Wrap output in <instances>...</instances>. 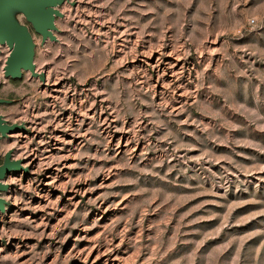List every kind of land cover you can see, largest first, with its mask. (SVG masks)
<instances>
[{
	"label": "rangeland",
	"instance_id": "1",
	"mask_svg": "<svg viewBox=\"0 0 264 264\" xmlns=\"http://www.w3.org/2000/svg\"><path fill=\"white\" fill-rule=\"evenodd\" d=\"M59 9L47 85L0 46V264H264V0Z\"/></svg>",
	"mask_w": 264,
	"mask_h": 264
},
{
	"label": "water",
	"instance_id": "2",
	"mask_svg": "<svg viewBox=\"0 0 264 264\" xmlns=\"http://www.w3.org/2000/svg\"><path fill=\"white\" fill-rule=\"evenodd\" d=\"M67 0H0V46L7 44L10 53L5 61L3 70L6 77L19 79L25 71H30L32 77H38L47 85V73L38 71L35 63L37 43L28 24L42 36V43L48 39L57 40L54 31L57 30L56 18L63 16L59 6ZM23 15L26 23H22ZM10 98L0 97V104L11 103ZM25 123H10L0 114V139L10 133L23 130ZM13 149L8 150L0 164V211L5 212L7 200L1 195L9 189L4 182L12 171L28 172L23 159L13 157Z\"/></svg>",
	"mask_w": 264,
	"mask_h": 264
},
{
	"label": "flooded vegetation",
	"instance_id": "3",
	"mask_svg": "<svg viewBox=\"0 0 264 264\" xmlns=\"http://www.w3.org/2000/svg\"><path fill=\"white\" fill-rule=\"evenodd\" d=\"M3 162V160L0 162V164Z\"/></svg>",
	"mask_w": 264,
	"mask_h": 264
}]
</instances>
